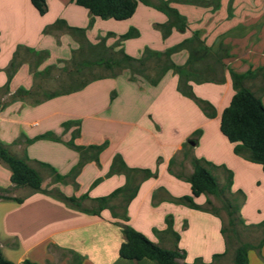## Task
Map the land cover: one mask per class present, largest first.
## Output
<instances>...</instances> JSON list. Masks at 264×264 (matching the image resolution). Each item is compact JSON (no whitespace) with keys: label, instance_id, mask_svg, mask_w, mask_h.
Masks as SVG:
<instances>
[{"label":"crops","instance_id":"1","mask_svg":"<svg viewBox=\"0 0 264 264\" xmlns=\"http://www.w3.org/2000/svg\"><path fill=\"white\" fill-rule=\"evenodd\" d=\"M46 5L41 15L31 0H0V143L43 179L40 192L15 188L0 161V188L23 199L0 200L4 257L14 264H156L120 258L125 239L118 225L127 224L162 248L178 247L185 253L181 264H234L239 238L234 244L222 233L223 223L229 225L228 216L226 221L218 213H226L223 203L218 209L220 200L212 195L199 203L201 195L195 198L201 209L195 210L182 199L192 196L194 159L220 186L232 173L229 198L237 191L245 197L248 185L264 181L263 166L236 154L220 130L221 114L236 92L231 72L253 73L245 86L264 104V0L171 3L187 28H173L167 37L162 25L168 17L143 3L126 21L93 19L73 0ZM131 28L139 32L133 39L146 35L150 43L137 51L133 39L115 49L109 40L101 44L106 35ZM185 41L170 58H152L134 71L106 65L120 51L140 59L146 50L163 54ZM170 63L180 74L169 70L157 81ZM46 134L59 140L27 142ZM119 189L99 215L92 213L98 199ZM60 195L88 198L80 210ZM256 195L263 200L251 208H263L255 214L264 219V192ZM262 217L251 225L240 219L256 233L264 228ZM248 259L264 264L255 250Z\"/></svg>","mask_w":264,"mask_h":264},{"label":"trees","instance_id":"2","mask_svg":"<svg viewBox=\"0 0 264 264\" xmlns=\"http://www.w3.org/2000/svg\"><path fill=\"white\" fill-rule=\"evenodd\" d=\"M31 1L33 6L41 15L46 13V0ZM157 1V4L151 3V0H73V3L88 10L93 16V19H113L115 21H126L131 19L134 16L139 3H143L147 6H153L155 9L164 13L168 17V23L162 25L165 37L171 33L173 28L185 31L187 28L185 18L180 15L176 9L172 8L170 4L174 2L188 3L190 0ZM138 36L139 32L136 29H131L129 32L122 35L121 38L125 41L137 38ZM105 42L106 38H103L101 40V44H105ZM187 44L188 41H185L163 54L146 50L145 55L140 59L132 58L126 55L123 51H120L118 57L112 56L110 60L106 62V65L109 68L118 67L120 69L126 68L134 71L135 68L144 67L146 62L152 58L159 56H166L167 58H170L174 52L184 48ZM169 70H174L176 73L180 74L182 69L177 67L175 64L170 63L168 66L163 67L157 81H159ZM253 75V73L248 74L247 76L238 75L231 72V78L236 92L229 106L226 107L221 114L220 130L221 133L235 145L236 154L245 156L254 163L261 164L264 170V104L259 97H257L249 88L245 86V81ZM154 82L156 83V81ZM84 86L85 85H81V88ZM187 88L189 89L190 94L191 87L187 85ZM204 109L207 111V116L209 118L214 116V112L210 111L212 110L211 105H208ZM46 138L59 140L58 138L53 137L52 134H46L33 140H28L27 142L31 143L33 141ZM69 145L73 147L72 143ZM74 147L80 152L83 151L82 147ZM0 161L7 165L10 169L12 173L11 183L15 188H29L32 192L42 191L43 179L40 173L33 168L26 159L18 158L13 155L7 146L2 143H0ZM38 164L49 169L55 179L61 180V177L57 175L52 167L43 163ZM208 165L210 164L208 163ZM193 168L194 171L188 180L192 187V196L183 198V202H185L191 209L200 210L201 207L196 204L195 198H198L201 195L215 196L223 203L224 210L226 211L229 219V228L222 229V233L225 236L232 233L234 236L238 237L239 234L236 231V227L239 224L244 226V224L239 217V207L234 204L229 197H227V192L230 191L233 184L232 173L228 172L225 185L220 186L215 176L200 160H193ZM9 192V189L0 188V200H13L19 203L23 201V199L20 198L10 197L8 195ZM120 192H122L121 189L115 191L109 197L98 199L99 207L97 210L92 211V213L99 215V213L108 206L109 201L120 194ZM59 197L65 203L80 210H83L82 201L88 198L87 196H82L81 198H69L61 195ZM215 213H217V211H215ZM118 226L121 228L125 239L119 249V256L122 259L136 262L150 260L156 264H181L180 261L185 259V253L181 252L178 247L173 250L162 248L150 241L144 234L138 232L132 226L127 224H119ZM168 230H171L170 225ZM176 237L178 240V235ZM263 246L264 237L257 245L241 242L239 240V244L235 250L234 264H249L248 254L251 250H255L264 261V257L261 254ZM217 257L218 256H215V258ZM198 262L199 261H197V263ZM0 264L14 263L7 260L0 250ZM23 264L35 263L26 260Z\"/></svg>","mask_w":264,"mask_h":264},{"label":"rangeland","instance_id":"3","mask_svg":"<svg viewBox=\"0 0 264 264\" xmlns=\"http://www.w3.org/2000/svg\"><path fill=\"white\" fill-rule=\"evenodd\" d=\"M151 1L154 2L155 0H151ZM155 3H156V1H155ZM121 36L122 35H116V36L115 35H113V36L106 35L105 38H106V41L109 40L110 43L112 42L111 43V48L115 49L117 46H121V43L123 42ZM132 41H134L133 43H134V45H136V46L133 47V50L136 49V51L138 50L139 47L146 46L147 43H150L149 42L150 39L146 35L143 38L133 39ZM155 46L157 48H159V46H161V45H155ZM102 71L105 72L104 70H102ZM153 75L155 76L156 73L154 72ZM219 182H220V184L223 183V181L221 179H219ZM258 182L260 183L261 181H258ZM263 192H264V181H262L260 184L254 183V184L248 185L246 187V190L244 191V195L243 196H245V197L240 196L238 194V191L236 193L233 192L234 195L232 197H230L231 201L239 207V212H241V210L244 208L243 212H241V215H240L241 219L245 222L244 224L251 225V224H253L252 222H259V221H254V220H261V217L263 215L261 216L260 213H257V215L255 214V210H258V209H261V208L260 207L259 208H251V207H254V205L258 204L259 202H261L263 200V199H261L259 197H256L257 196L256 194L263 193ZM19 193H21V192H19ZM9 194L11 195L12 192H9ZM204 196H206V195H203L198 200L199 203L203 202ZM246 198H248V199H247L246 206L244 207V205H245L244 203L246 202L245 201ZM221 206H222V202L219 201V203H217L218 209H220ZM119 207H121V206H119ZM253 210H254V212H253ZM261 210L263 212V208ZM218 213L219 214L221 213V215L227 221V215H226L225 212L220 211ZM259 216H261V217H259ZM253 218H256V219H253ZM262 219H263V217H262ZM256 224H259V223H256ZM223 225H226V228H229V225L225 224V222L223 223ZM259 225H264V222L260 223ZM236 231L239 234L238 237H239V240L241 242H251V243L257 242V244H258L260 242V240L264 237V228H263V230H258L255 233V231L253 229L249 230V229H247V228H245V227H243L242 225L239 224L236 227ZM230 236L233 239L232 241H233L234 244H237V242H239V240L237 241V238H238L237 236H234L232 233H230Z\"/></svg>","mask_w":264,"mask_h":264}]
</instances>
